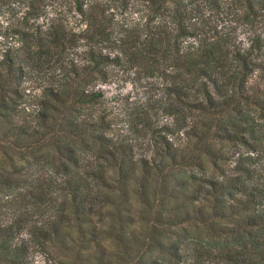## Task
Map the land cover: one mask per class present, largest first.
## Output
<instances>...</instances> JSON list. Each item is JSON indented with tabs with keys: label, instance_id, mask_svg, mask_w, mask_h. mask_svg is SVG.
<instances>
[{
	"label": "trees",
	"instance_id": "obj_1",
	"mask_svg": "<svg viewBox=\"0 0 264 264\" xmlns=\"http://www.w3.org/2000/svg\"><path fill=\"white\" fill-rule=\"evenodd\" d=\"M11 3L0 264H264V0Z\"/></svg>",
	"mask_w": 264,
	"mask_h": 264
},
{
	"label": "rangeland",
	"instance_id": "obj_2",
	"mask_svg": "<svg viewBox=\"0 0 264 264\" xmlns=\"http://www.w3.org/2000/svg\"><path fill=\"white\" fill-rule=\"evenodd\" d=\"M20 7L17 3H11L9 5L0 6V44H5L11 39L10 29H12L18 15L20 14ZM125 75L119 74L117 79L109 84H102L101 87L106 96L114 99L119 95L130 94L134 98L138 89L132 87V85L125 81ZM114 96V97H113ZM114 108L118 107V102H112ZM36 259L41 261V257L36 255Z\"/></svg>",
	"mask_w": 264,
	"mask_h": 264
}]
</instances>
